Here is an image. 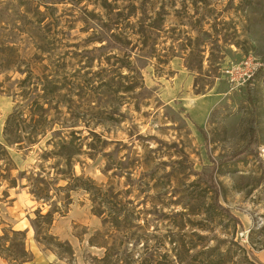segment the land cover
Returning a JSON list of instances; mask_svg holds the SVG:
<instances>
[{
  "label": "rangeland",
  "instance_id": "obj_1",
  "mask_svg": "<svg viewBox=\"0 0 264 264\" xmlns=\"http://www.w3.org/2000/svg\"><path fill=\"white\" fill-rule=\"evenodd\" d=\"M155 22L160 29L150 28ZM117 33L122 50L110 37ZM6 38L13 47L7 60L21 71L29 68L34 81L93 75L83 91L72 90L84 114L57 110L63 119L80 112L83 122L75 129L105 140L99 153L76 157L74 172L107 190L111 208L105 212L118 206L128 216L125 225L112 228L103 223L106 215L95 214L91 195L73 190L48 231L67 242L72 255L37 243L31 219L51 205L31 194L27 178L40 166L53 173L55 160H41L39 144L9 147L12 175L22 172V178L15 187L0 181V219L2 226L25 231L31 260L23 264H108L106 244L111 260L117 258L109 264H170L178 260L174 244L199 257L203 242L213 245L216 238L237 242L249 260L264 264V0H0V49ZM124 53L137 74L117 68ZM237 62L245 66L235 76L249 77L233 88L227 70ZM14 69L0 74V142L8 113L22 99L17 80L25 73ZM99 78L110 85L99 88ZM250 80L254 105L244 92ZM56 115L52 109L50 117ZM252 121L256 143L241 153ZM86 142L100 144L93 137ZM208 177L226 217L209 212L211 220L206 213L213 194ZM57 194L64 198L66 191Z\"/></svg>",
  "mask_w": 264,
  "mask_h": 264
},
{
  "label": "trees",
  "instance_id": "obj_2",
  "mask_svg": "<svg viewBox=\"0 0 264 264\" xmlns=\"http://www.w3.org/2000/svg\"><path fill=\"white\" fill-rule=\"evenodd\" d=\"M160 25V23L155 22L153 25H150V28L160 29ZM110 37H113L118 42L114 46L115 49L122 50L123 43L119 33L111 34ZM11 42L12 38H6L5 43L7 44H5V48L0 49V74L15 68L21 74L25 73V75L23 78L17 80L22 99L15 104L4 121L2 141L0 142V181L5 180L8 187H15L17 180L22 178V172L19 173L20 176L12 175V170L16 169V165L9 154V147L16 146L19 150H30L35 144L44 147L39 154V158L44 161L53 158L55 162L51 168H55V171L53 173L50 171L47 172L40 166L39 171L34 173L32 177L27 178V183L31 187V194L40 202L51 205L43 214L40 213V209L36 211L35 217L31 219L34 240L44 246H50L55 249L58 247L63 248L65 253L71 256V246L67 242L57 240L48 233L54 219L53 215L57 212H64V208L67 209L68 204L71 202L70 191L81 189L91 195L95 214L98 216L106 215V217H103V223L108 224L112 228L118 229L125 225V218L128 217L122 214L118 206L105 212V206H108L105 203V198L108 195L107 190L98 186L89 177L76 175L73 168L76 157L83 154H90L91 149L92 152L99 153V149L105 143V140L92 130H88L87 134L83 135L81 130L75 129L77 122H83V118L79 116V113L82 112L84 114V111L83 107H81V100L79 104L74 102L72 90L78 86L83 91L86 87L84 81H93L94 78L93 75L88 76L89 72H83L77 80H49L47 77H44V80L41 81L39 77L38 81H34L32 78L35 76H32L29 68L21 71L16 63H10L7 60L6 50L13 49L12 46L8 45ZM124 56L126 58H120L123 64L117 68L125 67L129 73L134 72V74H137L136 68H133L130 61H128L130 55L124 53ZM119 74L122 75L121 73ZM258 74L259 71L256 75ZM122 77H125V75L123 74ZM132 77L134 78L135 76L133 75ZM80 79L81 81H79ZM95 83L98 84L97 86L99 88L110 85V81L106 78H99ZM250 85H252L251 80L248 81L247 86L244 88L245 98L251 105H254V90ZM132 89H134L133 85L126 86L124 87V92H130ZM22 103H25V108H22ZM62 106L69 110L70 114L75 109H80L81 111L75 116L63 119L61 118L62 111L57 110ZM52 109L57 114L55 118L50 117V111ZM54 125H58V127L54 128ZM199 132L204 135L203 130L200 128ZM247 136V144L241 153L256 143V130L253 121L248 126ZM92 137L100 143L99 146H94L92 143L86 142ZM48 147L51 148L48 149ZM235 155L238 154L229 156L220 163L231 161ZM59 180H64L66 184L64 186H56ZM205 183L208 191L213 192L212 196H210L211 202L205 209L208 216L210 215V219H214V216L211 217V214L221 218L228 215L229 211L218 203V190L212 178H206ZM62 190L66 191V194L64 198H59L57 192ZM2 195L4 198L8 196L5 190L2 191ZM3 224L4 222L0 219V256L9 262L19 260L23 264L26 261H30L31 254L26 251L24 245L25 231L14 229L10 225L2 226ZM203 238L205 237L199 236V239ZM170 242L171 244L175 243V240H171ZM102 247L105 248L103 259L108 264L111 261L117 262V258L111 260L113 255L110 254V247L107 244ZM179 247L176 244L172 246L171 249L175 252L174 256H177L178 260L171 259L170 264H254L247 258L245 249L232 240L216 238V242L213 245H208L203 242L202 250L199 251V257L189 254V247L182 246L183 251ZM180 255H187L188 260L186 262L185 260H181Z\"/></svg>",
  "mask_w": 264,
  "mask_h": 264
},
{
  "label": "built area",
  "instance_id": "obj_3",
  "mask_svg": "<svg viewBox=\"0 0 264 264\" xmlns=\"http://www.w3.org/2000/svg\"><path fill=\"white\" fill-rule=\"evenodd\" d=\"M243 62H237L236 64H233L230 69L227 70L228 76H230V84L234 88V86H239L241 85L244 81L245 78L249 77V74L247 72H242L238 76H235L237 72H240L242 67L245 65H242ZM246 64V63H244Z\"/></svg>",
  "mask_w": 264,
  "mask_h": 264
},
{
  "label": "crops",
  "instance_id": "obj_4",
  "mask_svg": "<svg viewBox=\"0 0 264 264\" xmlns=\"http://www.w3.org/2000/svg\"><path fill=\"white\" fill-rule=\"evenodd\" d=\"M3 260H5V259L0 257V261H2V262H3Z\"/></svg>",
  "mask_w": 264,
  "mask_h": 264
}]
</instances>
